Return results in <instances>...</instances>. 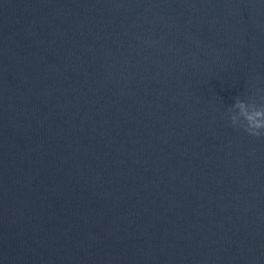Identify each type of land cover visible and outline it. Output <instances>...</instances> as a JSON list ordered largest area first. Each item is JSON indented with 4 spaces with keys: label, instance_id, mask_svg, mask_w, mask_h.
<instances>
[{
    "label": "water",
    "instance_id": "95a60500",
    "mask_svg": "<svg viewBox=\"0 0 264 264\" xmlns=\"http://www.w3.org/2000/svg\"><path fill=\"white\" fill-rule=\"evenodd\" d=\"M264 0H0V264H264Z\"/></svg>",
    "mask_w": 264,
    "mask_h": 264
},
{
    "label": "clouds",
    "instance_id": "9594fccd",
    "mask_svg": "<svg viewBox=\"0 0 264 264\" xmlns=\"http://www.w3.org/2000/svg\"><path fill=\"white\" fill-rule=\"evenodd\" d=\"M229 113L232 126L242 128L250 136L264 138V104L236 98Z\"/></svg>",
    "mask_w": 264,
    "mask_h": 264
}]
</instances>
